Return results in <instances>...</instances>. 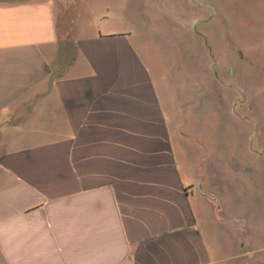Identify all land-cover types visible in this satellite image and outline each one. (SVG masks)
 <instances>
[{
	"label": "crops",
	"instance_id": "1",
	"mask_svg": "<svg viewBox=\"0 0 264 264\" xmlns=\"http://www.w3.org/2000/svg\"><path fill=\"white\" fill-rule=\"evenodd\" d=\"M162 11L0 0V264H240L264 250L236 233L264 230V212L233 201L264 182V114L251 106L264 81L234 110L242 144H221L233 131L228 111L219 121L218 63L203 81L201 55L179 63L168 48L158 62ZM260 40L263 58L264 25ZM242 48L247 73L256 49Z\"/></svg>",
	"mask_w": 264,
	"mask_h": 264
},
{
	"label": "rangeland",
	"instance_id": "2",
	"mask_svg": "<svg viewBox=\"0 0 264 264\" xmlns=\"http://www.w3.org/2000/svg\"><path fill=\"white\" fill-rule=\"evenodd\" d=\"M139 4L143 3V0H135ZM155 3V9H163L160 14L167 30H165L169 36H164V46L160 50V47L155 51L156 60L167 65V52L168 48H174L177 51V57L179 63H183L184 60L189 61L200 58L203 60L201 77L203 81L209 80L211 76V69L218 63L217 77L219 78V117L221 120L226 121L225 111H228V122L231 132L230 140H226L227 136L220 135V143L242 144L241 136L234 134L243 130L242 123L238 119L236 113H242L246 92L250 91L252 100L254 95L258 93L259 88L254 84L259 81H264V57L260 58L258 45L261 44V25H264V0H149ZM158 5V6H156ZM140 12L142 14V8ZM133 10V9H132ZM134 11V10H133ZM133 16L138 26H141L142 15ZM157 15L156 12L154 14ZM228 22L235 28V32L238 38H228ZM218 28V40H216V31ZM201 32V34H200ZM212 32L215 33L212 38ZM178 34V35H177ZM176 37V38H175ZM170 38V40H169ZM174 38V39H173ZM170 41H172L170 45ZM217 41V42H216ZM214 43H217V49L219 51L217 57V50ZM243 44H251L256 49V56H252L250 59L247 55L245 58L247 73L244 72V55ZM258 48V49H257ZM166 50V52H165ZM195 50V51H194ZM197 54V55H196ZM263 59V60H261ZM214 69V68H213ZM223 81V82H221ZM227 82L229 85H227ZM251 83V86H247ZM223 84V85H221ZM244 84L246 85L244 87ZM209 87H205L204 90ZM256 92V93H255ZM208 96L210 93L207 94ZM235 97V102H227V96ZM260 95V96H259ZM247 99V98H246ZM256 105L258 110L264 114V88L261 89V93L258 94L257 100L252 101L251 106ZM234 110L236 113H234ZM232 122L234 125H232ZM222 125V122L220 123ZM224 125L225 122L223 123ZM220 125V127H221ZM222 140V141H221ZM233 141V142H232ZM226 147V145H225ZM235 158H240L238 152L235 149ZM225 175V173H224ZM222 177L219 174V180ZM263 181V180H262ZM261 190L259 198L251 200H243L242 198H235L234 207L236 210L244 211L254 209L260 210L261 214L264 212V182H261ZM254 190L252 194H254ZM219 193L225 194L222 189ZM225 201V200H224ZM264 216V215H262ZM238 238L248 239L250 241V249L258 247V239H264V230L258 224L249 225L245 231L241 228L236 230ZM240 264H264V250L260 253H254L250 256L240 257L236 260Z\"/></svg>",
	"mask_w": 264,
	"mask_h": 264
},
{
	"label": "water",
	"instance_id": "3",
	"mask_svg": "<svg viewBox=\"0 0 264 264\" xmlns=\"http://www.w3.org/2000/svg\"><path fill=\"white\" fill-rule=\"evenodd\" d=\"M201 189V191L204 193V194H207V195H209V196H211L209 193H207L205 190H203L202 188H200Z\"/></svg>",
	"mask_w": 264,
	"mask_h": 264
}]
</instances>
